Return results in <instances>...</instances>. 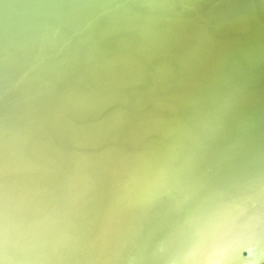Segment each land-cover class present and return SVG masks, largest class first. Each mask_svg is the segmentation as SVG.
<instances>
[{"label":"water","instance_id":"obj_1","mask_svg":"<svg viewBox=\"0 0 264 264\" xmlns=\"http://www.w3.org/2000/svg\"><path fill=\"white\" fill-rule=\"evenodd\" d=\"M0 264H264V0H0Z\"/></svg>","mask_w":264,"mask_h":264}]
</instances>
